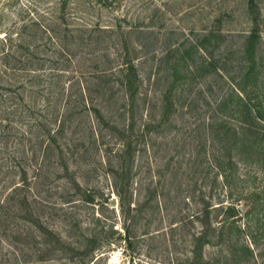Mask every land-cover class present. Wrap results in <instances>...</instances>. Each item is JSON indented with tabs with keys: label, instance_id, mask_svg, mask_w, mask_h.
Wrapping results in <instances>:
<instances>
[{
	"label": "rangeland",
	"instance_id": "rangeland-1",
	"mask_svg": "<svg viewBox=\"0 0 264 264\" xmlns=\"http://www.w3.org/2000/svg\"><path fill=\"white\" fill-rule=\"evenodd\" d=\"M0 264H264V0H0Z\"/></svg>",
	"mask_w": 264,
	"mask_h": 264
},
{
	"label": "trees",
	"instance_id": "trees-1",
	"mask_svg": "<svg viewBox=\"0 0 264 264\" xmlns=\"http://www.w3.org/2000/svg\"><path fill=\"white\" fill-rule=\"evenodd\" d=\"M258 36H259V33L256 29L249 30V32L243 36L244 39H246L245 45L251 46L252 45L251 41L255 38H258ZM191 41H192L191 43L193 44L195 49H197V50L199 49L200 51L205 50V49L203 50L200 48V47H202V45H205L203 42H198L197 40H191ZM185 57L186 56H184L183 58H185ZM215 61L216 60H213L211 58L209 59L208 62L206 60H204L203 64H201L199 66V72L198 73L200 74L201 72L204 71V68L210 67L213 69V71L215 73H217V75L221 79L224 80V78H225V80H228L229 84L231 85L230 92L233 95L235 94L236 101H237V107L240 108L239 112L241 114H244V116L242 115L243 118L241 120V124L245 125L247 128H252L250 123L247 121L248 117L251 114V111L255 112L254 107H251L252 104H250L251 99L248 98L247 96H244L239 91H238L239 95L234 92V90H236V87L231 82L230 78L226 75L229 72H227V70H225L226 69L225 64L223 66L219 67ZM120 68H122L121 69V72H122L121 84L123 83V86H124L126 92L127 93L129 92L128 93L130 95L129 97H131L132 89L134 86L133 65L129 64V63H125L124 66L120 67ZM191 68L193 70V66ZM170 69H171V71L173 70L172 67H170ZM224 71L226 72V74H224ZM206 86H209V85H206ZM167 92H168L167 90H164V93L161 94V98L159 99V104H160L159 108H162V112H164L165 114H167L175 105V103H173V101L167 95ZM227 94H230V93L228 92V93L222 94L218 97H213V96L209 97L206 95H202V93H199L198 97H190L189 99L185 98L187 101H186V104L184 105V108H186V109L189 108V110H192L194 107L198 109L199 106H203L206 108L214 107L215 114H218L219 112L222 113L221 111H225L228 109V104H229L230 99H231L230 97L227 96ZM127 100H128V97H127ZM62 116H63V113L60 114V117H62ZM61 129H62V124H61V122H59L58 126L56 128H54L53 130H50L46 134L48 142L55 139L56 136L61 132ZM222 153L223 152H221V154ZM224 153H225V150H224Z\"/></svg>",
	"mask_w": 264,
	"mask_h": 264
}]
</instances>
